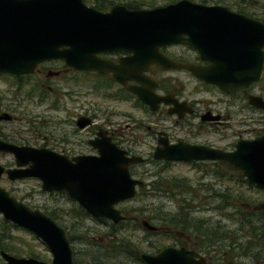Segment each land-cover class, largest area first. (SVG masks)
Segmentation results:
<instances>
[{"label": "water", "instance_id": "water-1", "mask_svg": "<svg viewBox=\"0 0 264 264\" xmlns=\"http://www.w3.org/2000/svg\"><path fill=\"white\" fill-rule=\"evenodd\" d=\"M171 44L190 46L209 66L177 64L160 56L158 49ZM263 48V24L219 5L177 0L150 9L115 4L101 12L83 0H0V74H33L38 64L49 60H60L75 70L105 73L107 64L96 55L123 51L130 54L122 60L125 69L139 65L146 70L152 64L164 69L183 68L196 79L228 93L243 90L259 79ZM249 102L264 110L259 98H250ZM0 118L9 119L6 114ZM93 147L96 156L69 160L46 150L0 141V152L13 155L15 163L14 169L0 166V176L4 174L10 181L36 179L42 191L63 192L91 218L116 225L124 220L117 205L132 200L143 185L129 176L127 167L143 159L125 157L108 141L94 142ZM152 159L225 162L240 173L246 185L264 192V135L238 141L231 152L158 143ZM252 211H264V200L253 205ZM0 216L40 241L50 255V264H73L63 229L2 188ZM140 226L147 232L157 230L146 221ZM0 258L4 264H44L5 253ZM139 259L142 264H206L195 253L173 248H164L156 255L141 253Z\"/></svg>", "mask_w": 264, "mask_h": 264}, {"label": "flooded vegetation", "instance_id": "flooded-vegetation-1", "mask_svg": "<svg viewBox=\"0 0 264 264\" xmlns=\"http://www.w3.org/2000/svg\"><path fill=\"white\" fill-rule=\"evenodd\" d=\"M224 2L226 3L225 0ZM238 2H233L232 6L221 3L212 5L225 7L234 14L264 25L260 20L254 19L260 16L258 13L237 12ZM262 51L264 53V48ZM158 53L177 64L209 66L208 62L199 60L197 52L186 44L165 45L158 49ZM129 56V53L123 51L97 54L96 57L107 64L105 73L75 70L65 66L60 60H49L38 64L33 74H0V80L3 79L2 82L7 84L15 95L11 104L6 102L2 105L0 117L6 114L9 119L0 118V123L23 119L26 124L25 134L36 133L39 142L12 140L2 135L0 141L18 147L46 150L71 160L82 156H96L97 151L93 143L105 141L123 151L127 158L139 156L133 150L137 139L126 135V120L132 121L133 129L144 130L146 138L154 143L153 149L160 143L166 146L182 144L231 152L238 141L264 135V110L249 102L250 98H259L264 102V59L257 81L243 90L226 93L215 85L196 79L183 68L164 69L152 64L146 70H142L139 65L125 69L122 60ZM113 75L118 80L114 79ZM127 76L129 79L126 80ZM130 90L136 91L139 96ZM18 96L31 104V108H38V112L32 113L28 107L21 108L22 102ZM146 100L150 104L145 103ZM15 106L21 109V112L15 113ZM126 107L129 110L128 115ZM0 155H8L13 161L12 164L0 165L1 167L15 168L13 155L1 152ZM142 159L141 163L129 165L127 171L131 178L143 182L146 174L145 164L155 160L152 159V152ZM217 162L219 161L182 163ZM1 177L6 178L4 174ZM29 179L40 185V182L33 178L7 180L21 182ZM138 189L145 193L152 192L149 184L144 182L136 192ZM40 191L48 196L65 195L63 192H44L41 185ZM7 194L12 197L8 192ZM23 205L30 210L39 211ZM39 212L47 216L46 213ZM153 233L159 234V229ZM180 236L184 243L172 241L170 245L158 247L151 255L158 254L164 248L184 249L202 257L205 263L209 264V257L187 234ZM6 239L7 237L0 235V254L5 253L15 258H33L43 262L32 253L21 257ZM192 258L194 261L198 260L197 257ZM0 260L3 262L1 258Z\"/></svg>", "mask_w": 264, "mask_h": 264}, {"label": "rangeland", "instance_id": "rangeland-1", "mask_svg": "<svg viewBox=\"0 0 264 264\" xmlns=\"http://www.w3.org/2000/svg\"><path fill=\"white\" fill-rule=\"evenodd\" d=\"M112 5L128 2L129 0H111ZM143 5L140 9H150L161 7L177 0H140ZM194 3H199L201 0H190ZM226 5L232 6L233 2L239 0H225ZM255 2L252 7V13L258 15L264 14V0H244V4ZM87 6L90 5V0L86 1ZM211 1L204 5H212ZM0 80V110L6 102L12 103L13 91L7 84ZM21 103V108L28 107L32 113H37L38 108H31V104L18 96ZM15 113L21 112V109L16 108ZM126 107V113L129 114ZM132 113V112H131ZM15 115V114H14ZM132 115V114H131ZM134 117V116H133ZM126 135L137 139L136 145L133 147L134 152L142 158H146L151 154L154 143L147 139V134L144 130L138 131L133 129L132 121L126 120ZM26 124L23 119L19 121H11L8 123H0V135L11 138L12 140H25L28 143H38L36 133L25 134ZM23 135V136H22ZM12 158L8 155H0V165L12 164ZM210 169L212 165H209ZM146 174L143 182L149 184L154 178H162L166 180L181 179L190 187L184 193H175L169 196L159 193H145L142 190L138 192L136 198L117 205V209L123 214L128 215L127 221L120 227L110 228L109 221L97 222L91 217L79 218L75 212L76 203L68 199L65 195L48 196L40 191V185L35 180H24L21 182H9L5 177L0 178V188L7 191L13 198L20 200L25 205L34 207L41 212L50 214L55 223L61 227L68 236L72 237L70 246L74 252V260L76 264H138L134 263L130 254L138 247L141 249L139 254L153 253L151 246L160 248L170 245L172 241L184 243V239L180 235H185L181 230L172 229L161 222V218L166 217L167 220L173 217L177 212V207L180 204L187 203V210L191 215L193 223L203 222L208 225H218L223 229L232 232L236 241L243 238L240 232L237 231V226L234 222L227 218V214L231 210H220L218 207L222 201L216 194L228 193L232 196L240 197L242 206H253L256 203L264 200V192L254 189L244 183H238L235 174L225 173V177L218 179L212 176L210 169L208 172L203 171V166L191 163L182 162H148L144 166ZM219 170L223 171L219 167ZM227 179V180H226ZM149 189V188H148ZM214 194V195H213ZM234 205H238L234 203ZM157 216V218H153ZM148 222L150 225L159 229V234L145 231L140 223ZM164 222V221H163ZM185 232V231H184ZM181 233V234H178ZM0 235L7 237V241L16 248L21 257H26L32 253L37 255L40 260L46 264H50V255L45 246L26 231L12 227L2 221L0 216ZM179 235V236H178ZM126 240L129 244V254L122 253L113 258L110 253L102 252L103 247H111L116 245L112 240ZM126 242V243H127ZM93 258L98 259V263L92 262ZM217 256L214 261H219ZM234 261L239 264H254L248 258H234ZM218 264V262H216ZM0 264L3 262L0 260ZM209 264H215L209 262ZM223 264V263H220Z\"/></svg>", "mask_w": 264, "mask_h": 264}, {"label": "trees", "instance_id": "trees-1", "mask_svg": "<svg viewBox=\"0 0 264 264\" xmlns=\"http://www.w3.org/2000/svg\"><path fill=\"white\" fill-rule=\"evenodd\" d=\"M87 0H83L86 4ZM211 1L213 4L221 3L226 4L224 0H201L199 4H205L206 2ZM87 5V4H86ZM90 5L97 11H107L112 6L111 0H90ZM124 7L127 9H140L143 3L140 0H129L128 2L122 3ZM255 6V2L250 4H244V0H239L237 4V12L240 13H251L252 7ZM254 19L260 20L264 23V14L260 17H254ZM4 76V75H3ZM167 164V162H165ZM191 164H198L203 166V171H209V165H212L210 169V173L212 176H215L219 180L222 178H230L225 177V173L228 172L230 174H235L237 177L238 183H244V179L240 175L239 172L235 171L232 167L227 165L225 162H217V163H210V164H202V163H191ZM219 167L222 168L223 171L219 170ZM209 168V169H208ZM227 180V179H226ZM149 187L153 193H159L162 195H172L175 193H184L190 189L186 183H183L181 179H173V180H166L162 178H154L151 183H149ZM141 189H138L134 198L137 197L138 192ZM214 195V194H213ZM222 204L218 207L220 210H231L226 216L230 218L234 225L237 226V231L240 232L243 238L236 241V238L233 237L232 232L223 229L221 226L218 225H208L203 222L193 223L191 219V215L187 210L188 204H180L178 205L177 213L170 217L168 220L166 217L161 218V222L164 223L166 226L172 229L181 230V232L187 234L190 239H192L196 246L206 255L209 257L210 262H218V264H239L234 261V258H248L254 264H264V211L254 212L252 211V206H242L243 203L240 201V197L232 196L228 193H221L216 194ZM133 198V199H134ZM71 201V200H70ZM237 203L238 205H234ZM79 218L81 217H90L87 215L79 206H75V209ZM122 214V213H121ZM51 219H53L50 214H46ZM124 216V220L117 223L116 225L109 223V227L115 228L120 227L123 223L127 221V214L124 212L122 214ZM157 218V216L153 217ZM54 220V219H53ZM97 222H104V219H94ZM164 221V222H163ZM64 231V230H63ZM185 231V232H184ZM65 233V232H64ZM67 241L70 245L72 237L68 236L65 233ZM122 240H112V243H116L111 247H103L101 249L102 252L110 253L109 258H113L117 255L122 253H130L128 251V242L125 240L124 243L121 242ZM127 242V243H126ZM152 251H157V247H150ZM71 250V257L73 264L75 263L74 252L70 246ZM141 251L138 247L135 248V251L130 254L129 258L133 260L134 263L141 264L138 254ZM219 257V261H214L216 257ZM30 257H32L30 255ZM92 262L98 263L97 258H93Z\"/></svg>", "mask_w": 264, "mask_h": 264}]
</instances>
